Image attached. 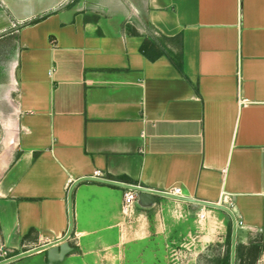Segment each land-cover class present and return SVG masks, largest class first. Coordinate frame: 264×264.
I'll use <instances>...</instances> for the list:
<instances>
[{
	"label": "crops",
	"instance_id": "crops-1",
	"mask_svg": "<svg viewBox=\"0 0 264 264\" xmlns=\"http://www.w3.org/2000/svg\"><path fill=\"white\" fill-rule=\"evenodd\" d=\"M115 183L232 216L156 195L128 218ZM226 216L264 243V0H0V240L12 256L72 227L62 260L6 264H170Z\"/></svg>",
	"mask_w": 264,
	"mask_h": 264
},
{
	"label": "rangeland",
	"instance_id": "rangeland-1",
	"mask_svg": "<svg viewBox=\"0 0 264 264\" xmlns=\"http://www.w3.org/2000/svg\"><path fill=\"white\" fill-rule=\"evenodd\" d=\"M217 213L223 216L218 210ZM229 218H224V227H194V231L180 242L170 245V264H209V259L222 254L225 249L226 226ZM239 232V230H238ZM237 232V233H238ZM208 234L205 238H201ZM202 239V240H201ZM246 264H264V248L258 243L248 244L243 249Z\"/></svg>",
	"mask_w": 264,
	"mask_h": 264
},
{
	"label": "water",
	"instance_id": "water-1",
	"mask_svg": "<svg viewBox=\"0 0 264 264\" xmlns=\"http://www.w3.org/2000/svg\"><path fill=\"white\" fill-rule=\"evenodd\" d=\"M115 184H118V185L123 186V187H131V188L137 190L139 192V197L143 201H146V202H154L156 200V195H164L167 197H174V198L178 197V198L185 200V201H190V202L197 203V204H203V205H207V206H213V207L224 209L225 211H227L232 216L231 210L229 208H227L225 205L220 204V203L208 202V201H203V200L194 199V198H185V197H181V196H173V195H169L167 193H163L161 191L149 189L146 187H141L138 185H129V184H125V183H115ZM69 204H70V209H71V199L69 200ZM71 230H72V227H70L69 232L66 235H64L62 238H60L56 241H53V242L41 245L39 247H36V248L30 249V250L12 255L6 259L1 260L0 264H6L10 261L19 259L21 257L35 253V252L40 251V250L46 251V257H47V260L49 263H53V262L62 260L63 257L69 251L72 250L71 245L67 241V238L69 237ZM235 245H236V227H235V222L233 221L232 241H231V264H234Z\"/></svg>",
	"mask_w": 264,
	"mask_h": 264
},
{
	"label": "built area",
	"instance_id": "built-area-1",
	"mask_svg": "<svg viewBox=\"0 0 264 264\" xmlns=\"http://www.w3.org/2000/svg\"><path fill=\"white\" fill-rule=\"evenodd\" d=\"M88 178L92 179V180H97V181H108V179L106 177H104L102 175L101 171H99V170L94 171L93 174L90 175ZM149 189H151V188H149ZM153 190H156V189H153ZM157 191H161L163 193H167V194L173 195V196H180L181 195L180 188H178V187H175V188L168 190V191H164V190H157ZM138 197H139V192L137 190H135L131 187H124L123 203H122L121 209H122L123 214L126 217L130 218L133 216L134 203ZM225 202L228 203L229 201H227L226 198L224 197L223 201H219L217 203H220V204L223 203L224 204ZM195 204H197V203H195ZM198 205H202L200 207L199 212H198V218H199V220H204L207 217L205 205H203V204H198ZM225 206L227 208H229L228 205H225ZM239 224H241V222H239ZM8 257H10V250L0 240V261L3 259H6Z\"/></svg>",
	"mask_w": 264,
	"mask_h": 264
},
{
	"label": "trees",
	"instance_id": "trees-1",
	"mask_svg": "<svg viewBox=\"0 0 264 264\" xmlns=\"http://www.w3.org/2000/svg\"><path fill=\"white\" fill-rule=\"evenodd\" d=\"M140 50L150 59H155L159 56L160 51H155L151 53L148 48V44L145 42L140 46ZM173 62L177 69L182 72L181 61H177L173 59ZM232 230L233 223L232 220L229 219L226 226V240H225V249L222 254H217L209 259V264H231V241H232ZM261 245V244H260ZM264 248V243L261 245ZM245 245L241 242H236L235 245V257L234 264H246V257L244 256Z\"/></svg>",
	"mask_w": 264,
	"mask_h": 264
}]
</instances>
